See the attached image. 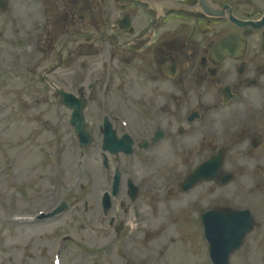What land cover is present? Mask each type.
<instances>
[{
	"label": "rangeland",
	"instance_id": "obj_1",
	"mask_svg": "<svg viewBox=\"0 0 264 264\" xmlns=\"http://www.w3.org/2000/svg\"><path fill=\"white\" fill-rule=\"evenodd\" d=\"M69 165L71 166L72 164H71V161H69ZM73 165H74V160H73ZM72 169H73V167H72ZM100 178H102V174H100ZM84 181H86V178H84V180H83V182ZM86 184V183H85ZM92 186L91 185H89V188H91ZM100 189H102V187L100 188ZM186 227H189L190 225L189 224H186L185 225ZM191 230H192V228H191ZM164 240H159L158 241V244L156 245V246H154L153 248H150V250H149V253H152V252H154V250H155V252H156V249L157 248H161L162 247V244L163 243H165V242H167V240L165 241V242H163ZM173 246L175 247V243L173 244ZM173 247V249H172V251L170 252V257L172 258V256L174 255V254H176L177 253V247H175L174 248ZM193 247V246H192ZM192 247H191V249H192ZM193 249H195L194 247H193ZM194 260V259H193ZM193 260H192V258L190 257L189 259H188V263L187 264H193Z\"/></svg>",
	"mask_w": 264,
	"mask_h": 264
}]
</instances>
